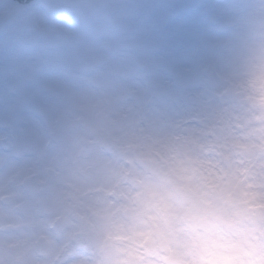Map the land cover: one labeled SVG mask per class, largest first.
<instances>
[{"label":"clouds","instance_id":"1","mask_svg":"<svg viewBox=\"0 0 264 264\" xmlns=\"http://www.w3.org/2000/svg\"><path fill=\"white\" fill-rule=\"evenodd\" d=\"M0 264H264V0H0Z\"/></svg>","mask_w":264,"mask_h":264}]
</instances>
